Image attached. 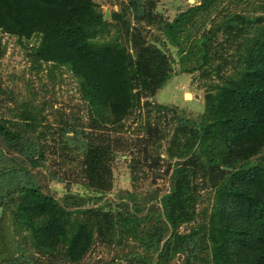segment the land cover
<instances>
[{
    "label": "trees",
    "instance_id": "obj_1",
    "mask_svg": "<svg viewBox=\"0 0 264 264\" xmlns=\"http://www.w3.org/2000/svg\"><path fill=\"white\" fill-rule=\"evenodd\" d=\"M105 3L0 0V264H264V0ZM169 47L197 120L152 101ZM119 149L134 189L104 206Z\"/></svg>",
    "mask_w": 264,
    "mask_h": 264
},
{
    "label": "rangeland",
    "instance_id": "obj_2",
    "mask_svg": "<svg viewBox=\"0 0 264 264\" xmlns=\"http://www.w3.org/2000/svg\"><path fill=\"white\" fill-rule=\"evenodd\" d=\"M98 4H100L101 8L104 12L107 10L112 12V10H116L115 8H109L106 5L105 0H95ZM158 9L165 14V17L168 20H172L173 17L188 8L187 2L189 4H193L195 0L191 3L189 0H158ZM9 41V54L7 55V60L11 63L12 67L17 70H20L21 65H24L18 55H16L15 51L13 50L14 40ZM170 55L174 59L175 63L173 66V73L171 77L166 82V84L156 93V95L152 98V101L156 104H160L163 106H170L174 107L178 110L179 114L187 119L190 120H197L205 110L204 105V91L199 89L197 84L192 81V76L189 73L183 72L180 69V65L178 63V57L176 54V50L173 47H169ZM14 51V53H13ZM126 125H129L127 122ZM128 127V126H127ZM130 130V129H129ZM135 133L131 131H126L125 138L131 137ZM118 137L120 135H117ZM115 139V138H113ZM117 140V139H116ZM112 147L115 144H111ZM121 149L117 150L119 157H117L116 161L113 164V186L110 192L105 195L103 202L104 206L108 204H117L119 201V196L124 195L125 192L133 191V186L130 181L129 171L127 169L128 163L130 161L129 154L120 151ZM165 168V164L161 163L159 169L154 172L157 174L154 176L156 178L155 182L150 185L149 182H146L140 185L138 188V192H141L147 195L148 192L155 193L157 192L159 196L164 192L168 191V182L166 178L160 177L163 175ZM61 171L59 172V174ZM61 177V175H60ZM160 177V178H159ZM67 185V189L65 186ZM51 193L58 199L65 196V194H80L84 197L90 196V193L79 187L78 185L64 184V183H57L52 182L50 184ZM155 204V201H152ZM3 210L1 211V213ZM106 256L105 252L98 251L96 249L95 257L97 256Z\"/></svg>",
    "mask_w": 264,
    "mask_h": 264
},
{
    "label": "water",
    "instance_id": "obj_3",
    "mask_svg": "<svg viewBox=\"0 0 264 264\" xmlns=\"http://www.w3.org/2000/svg\"><path fill=\"white\" fill-rule=\"evenodd\" d=\"M191 3L193 2V0H189ZM109 12L106 10L105 11V14H104V20L105 21H107V20H109ZM1 211H2V209L0 208V216H1Z\"/></svg>",
    "mask_w": 264,
    "mask_h": 264
}]
</instances>
